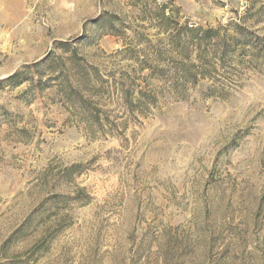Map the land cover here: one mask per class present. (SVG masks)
Wrapping results in <instances>:
<instances>
[{
    "label": "rangeland",
    "instance_id": "374dc122",
    "mask_svg": "<svg viewBox=\"0 0 264 264\" xmlns=\"http://www.w3.org/2000/svg\"><path fill=\"white\" fill-rule=\"evenodd\" d=\"M168 4L264 47V0H0V264H264V48L140 68Z\"/></svg>",
    "mask_w": 264,
    "mask_h": 264
},
{
    "label": "trees",
    "instance_id": "16d2710c",
    "mask_svg": "<svg viewBox=\"0 0 264 264\" xmlns=\"http://www.w3.org/2000/svg\"><path fill=\"white\" fill-rule=\"evenodd\" d=\"M156 17V27L159 35L163 36L158 37L155 43L140 36V42L145 43L146 48L152 47L157 51L155 65L147 57L139 61L140 68H147L151 72H164V68H159L162 63L180 79L194 83L197 78L205 77L211 67L227 63L234 55L249 53L251 59H257L264 48L259 38L241 24L229 22L226 25L190 27L185 20L181 22L184 17L180 9L171 4L160 5ZM37 66L34 64L32 67ZM17 76L18 73L13 74L9 82L17 83ZM62 77V73L58 71L56 76L49 79L60 82ZM121 91L128 103L129 91ZM73 92L75 93L74 90Z\"/></svg>",
    "mask_w": 264,
    "mask_h": 264
}]
</instances>
